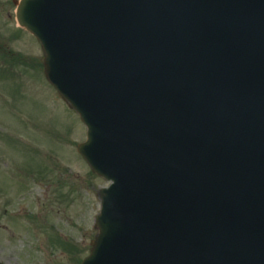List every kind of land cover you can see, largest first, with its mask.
<instances>
[{"label": "water", "instance_id": "water-1", "mask_svg": "<svg viewBox=\"0 0 264 264\" xmlns=\"http://www.w3.org/2000/svg\"><path fill=\"white\" fill-rule=\"evenodd\" d=\"M21 14L87 127L78 153L113 183L82 264H264V0H23Z\"/></svg>", "mask_w": 264, "mask_h": 264}, {"label": "rangeland", "instance_id": "rangeland-1", "mask_svg": "<svg viewBox=\"0 0 264 264\" xmlns=\"http://www.w3.org/2000/svg\"><path fill=\"white\" fill-rule=\"evenodd\" d=\"M35 78H37L35 82L43 92V96L40 99V92L37 96L39 100L36 102V106L33 108L30 107L29 112L37 116L39 120H44V118L47 119L45 117L47 110L40 104V100L43 101L50 113V115L48 114L50 119L49 122H52L55 130L62 133L63 130L68 127L70 133V151L67 149L68 146L64 145L70 159L69 167L71 173L68 177L70 183L69 200L67 208L63 210V213L55 212V216L48 211H46V213H39L40 216H38V213H35L34 218L38 221L35 220L38 229L31 230L29 226L21 220L17 229H12V227H16V224L12 225L11 221L8 220L3 226L7 228L4 229L7 233L8 230L10 231L11 235L8 233V238H6L5 241L0 240V263L23 264L22 260L26 261L30 253L40 255L37 251L40 250L41 254L49 256L46 260V264H67L68 257L70 264H75L71 261V256L73 257L76 254V259L81 260L89 252V242L96 234L93 228V221L94 217L99 212L100 206L97 193L99 189L106 187L107 183L93 175L87 166H83V160L76 154L74 141L81 142L83 139V131H85L78 117L75 113L67 109L58 95L46 83L43 75H35ZM7 141V152L10 154V157L14 160L21 159L20 157H22L24 160L30 161L31 167L34 166L35 158L33 157L31 159L34 150H32L31 156L28 154L20 155L17 149H19L21 144L9 137ZM56 145L60 146L61 142H59V144L56 143ZM35 148L37 149V147ZM64 151L63 148H58V152L62 157L64 156ZM64 164L67 168V163L65 161ZM4 169L7 174H10L11 167L10 169L6 167ZM37 195L40 196L39 199ZM44 199L45 198L41 196L40 193L27 196L24 202L27 201L29 205L27 208L29 214L31 210H39L45 203L46 199ZM24 215L29 218V216H27L28 213ZM3 234V232H0V236ZM62 235L65 238L66 245L69 243L71 244L69 250V254H71L70 256L66 254L64 259L58 258L59 256L65 255V244ZM25 237L26 239H24ZM36 238H38V242L35 243ZM40 239L44 240L42 241ZM54 242L57 244V247H51V243ZM39 243H42V249ZM61 253L62 255H60ZM32 259L36 260V258Z\"/></svg>", "mask_w": 264, "mask_h": 264}, {"label": "flooded vegetation", "instance_id": "flooded-vegetation-1", "mask_svg": "<svg viewBox=\"0 0 264 264\" xmlns=\"http://www.w3.org/2000/svg\"><path fill=\"white\" fill-rule=\"evenodd\" d=\"M7 9H8V6L6 2L0 1V41L1 43L4 44V46L6 44V38L8 37V35H10V32H12L6 20L1 17V15L6 14ZM8 12H11V10H9ZM2 84L3 83H0V92H2ZM5 124H6V105H5V101L1 99L0 97V148H1L2 143L5 140V129H6ZM2 195H3V191L1 189L0 197H2Z\"/></svg>", "mask_w": 264, "mask_h": 264}]
</instances>
